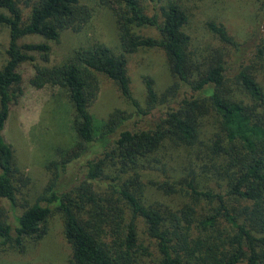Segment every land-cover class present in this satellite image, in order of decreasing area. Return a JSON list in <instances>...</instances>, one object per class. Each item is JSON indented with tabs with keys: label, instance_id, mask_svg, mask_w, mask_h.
I'll use <instances>...</instances> for the list:
<instances>
[{
	"label": "trees",
	"instance_id": "16d2710c",
	"mask_svg": "<svg viewBox=\"0 0 264 264\" xmlns=\"http://www.w3.org/2000/svg\"><path fill=\"white\" fill-rule=\"evenodd\" d=\"M98 1L115 15L120 52L96 41L75 49L61 64L34 62L26 77L21 66L35 59L31 51L48 61L51 47L20 39L39 34L59 42L63 31L85 27L92 8L81 0H0V27L10 33L0 68V197L15 209V224L0 218V244L26 251L46 235L48 216L58 212L71 246L66 264H264L263 86L245 62L232 75L221 59L203 66L195 62L181 0ZM24 6L30 7L25 20ZM205 25L239 49L223 24ZM142 28H156L158 35H144ZM155 47L164 50L174 80L158 92L152 78L144 77L141 106L129 87L127 55ZM263 50L261 38L255 56ZM99 73L118 84L140 119L159 105L164 109L146 126L135 122L119 129L129 117L118 111L106 120L96 118L90 108L100 91ZM26 84L67 91L78 141L67 157L48 163L53 176L38 198L21 203L20 182L28 177L3 130ZM209 113L216 128L205 139L201 118ZM168 149L182 152L171 165L174 174L165 170ZM84 153L79 177L59 182L60 169ZM158 168L165 176L148 180L164 194L182 195L178 207L143 200L144 178Z\"/></svg>",
	"mask_w": 264,
	"mask_h": 264
},
{
	"label": "rangeland",
	"instance_id": "374dc122",
	"mask_svg": "<svg viewBox=\"0 0 264 264\" xmlns=\"http://www.w3.org/2000/svg\"><path fill=\"white\" fill-rule=\"evenodd\" d=\"M81 1L88 4L93 12L91 19L81 31L65 30L59 42L47 40L39 34H27L20 39V43L39 41L46 42L51 47L48 61L38 51H31L35 59H28L21 66L26 77L32 74L34 62L44 66L61 64L72 55L75 49L91 45L96 41L103 42L116 53L120 52L118 27L113 11L98 0ZM181 1L188 14L184 30L189 34V51L195 62L203 66L221 59L229 66L231 75L238 64L245 62L264 89V53L262 56H255L261 38H264V10L262 9L264 0ZM23 13L25 20L30 13V7L24 6ZM209 21L223 24L232 39L239 44V49L236 50L232 44L213 34L205 25ZM139 32L150 36L158 35L156 28H142ZM9 41V28L2 25L0 27V68L6 62ZM127 74L130 80L129 87L141 106H145L146 101L144 77L152 78L153 87L158 92L164 90L165 86H170L174 80L169 70L167 56L159 47L139 49L128 54ZM99 78L100 91L90 108L91 113L98 119L106 120L118 111L119 114L129 117L119 125V129L130 127L135 122L146 126L156 120L159 110L164 109L163 105H159L150 115L140 119L134 113V108L124 100L118 84L102 73H99ZM24 90L25 93L19 102L12 105V111L3 132L13 145L16 164L21 167L25 177H28L25 184L20 182L18 200L21 203H30L38 198L53 176L52 171L47 167L48 163L53 159L61 160L67 157L76 147L78 136L74 127V106L66 90L58 87L38 89L27 84ZM215 128L216 119L212 113L201 118L202 138H209ZM179 150H167L170 155L165 160L170 165H167L168 168L165 170L169 174H174L171 168L177 165L176 157L182 155ZM84 159L85 153L67 162L66 169H60L59 182L79 177ZM156 164L161 166V160ZM162 176L165 174L161 168L146 175L142 187L143 200L153 204L163 202L164 205L178 207L184 200L182 195L164 194L148 180V178L156 179ZM18 209H22L20 205ZM14 211L10 202L0 197V218L8 219L15 224ZM48 218V232L39 241L31 242L26 251H15V248L11 246L0 244V261L3 264H66L71 255V246L63 234V217L60 213L53 212ZM139 227L143 230L141 224ZM141 235H144L143 232Z\"/></svg>",
	"mask_w": 264,
	"mask_h": 264
}]
</instances>
